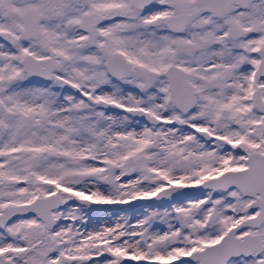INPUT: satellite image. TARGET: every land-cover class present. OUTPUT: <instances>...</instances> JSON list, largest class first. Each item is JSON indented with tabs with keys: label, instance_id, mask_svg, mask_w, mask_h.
<instances>
[{
	"label": "snow or ice",
	"instance_id": "obj_1",
	"mask_svg": "<svg viewBox=\"0 0 264 264\" xmlns=\"http://www.w3.org/2000/svg\"><path fill=\"white\" fill-rule=\"evenodd\" d=\"M0 264H264V0H0Z\"/></svg>",
	"mask_w": 264,
	"mask_h": 264
}]
</instances>
